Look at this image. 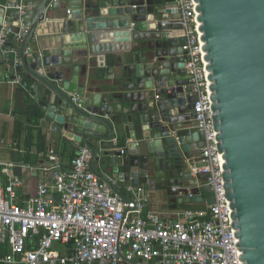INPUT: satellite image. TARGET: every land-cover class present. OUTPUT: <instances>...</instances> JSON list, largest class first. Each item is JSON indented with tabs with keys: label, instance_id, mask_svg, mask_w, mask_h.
<instances>
[{
	"label": "water",
	"instance_id": "1",
	"mask_svg": "<svg viewBox=\"0 0 264 264\" xmlns=\"http://www.w3.org/2000/svg\"><path fill=\"white\" fill-rule=\"evenodd\" d=\"M192 6L240 264H264V0ZM180 16L175 0H0V72L33 80L52 135L91 150L90 171L136 207L215 202L197 187L208 174L192 173L205 135L193 129L186 38L168 34Z\"/></svg>",
	"mask_w": 264,
	"mask_h": 264
},
{
	"label": "built area",
	"instance_id": "2",
	"mask_svg": "<svg viewBox=\"0 0 264 264\" xmlns=\"http://www.w3.org/2000/svg\"><path fill=\"white\" fill-rule=\"evenodd\" d=\"M175 2L182 25L175 37L186 38L183 50L189 60L185 68L190 93L195 96L193 127L205 135L199 164L192 167V173L208 174L197 187L210 185L215 202L205 208H182L175 220L157 212L143 216V201L138 207L124 201L90 171L91 150L81 148L65 167L61 155L49 149L51 176L40 179L36 191L25 199L18 195L23 181L14 173V163H1L0 244L8 251L0 256V264H132L129 260L150 263L155 258L160 264H240L192 0ZM8 33L0 32L1 48ZM13 83L32 96L23 78L17 76ZM187 195L193 197L192 189Z\"/></svg>",
	"mask_w": 264,
	"mask_h": 264
},
{
	"label": "crops",
	"instance_id": "3",
	"mask_svg": "<svg viewBox=\"0 0 264 264\" xmlns=\"http://www.w3.org/2000/svg\"><path fill=\"white\" fill-rule=\"evenodd\" d=\"M170 33L173 36L180 35L178 30H171ZM111 64L112 63L109 61L107 62L108 66ZM98 74H100L99 78L104 77L105 67H98ZM186 78H188V76ZM23 80L30 85V92L32 93V96H30V93H28L22 86L13 83V78H11L10 75L0 72V174L1 163H14L13 171L15 174L20 176L23 181V186L18 190L20 199H25L33 194L36 191L37 184L40 179L50 178L51 174L47 171V152H49V149H55V151L61 156L63 154V157L61 158L65 167H68L71 157L74 154H77L80 149L84 147L83 144H76L70 139H62L60 133L55 136L52 135L51 130L54 128V125L51 124L50 121L46 120L45 110L39 104L40 97H35L34 87L36 83L33 80H29L26 75L23 77ZM39 90H45V87L41 85ZM29 96L32 100H29ZM30 105H36L44 112V116L39 120L38 129L46 135V153L38 151L36 146H34L31 150L27 149L24 145V134H17V117L20 116L21 112L26 111ZM29 121L28 124L30 123ZM193 129L195 128L193 127ZM35 141H37V138ZM94 143L100 147V153L104 155L106 153V148L101 145V141L95 140ZM125 146V138H120L118 144L112 145L109 152L111 155H115V152H121V148H125ZM27 156H29V160H26ZM28 165L34 167L35 169L28 168ZM98 166L103 172L106 170L105 166ZM125 191H127V189H125ZM142 204L148 210L147 212L142 211L141 215L146 216L149 212H157L160 213L163 218L168 220L177 219V211L185 208V205L175 207L166 195L157 201H143ZM186 204H190L192 206H195L193 204H196L197 206L194 208H205V205L202 203L191 202ZM4 248L8 251L6 245L0 244V256L7 253H2L5 250ZM156 260L157 259L155 258L151 262H156ZM139 264L149 263L143 261Z\"/></svg>",
	"mask_w": 264,
	"mask_h": 264
},
{
	"label": "trees",
	"instance_id": "4",
	"mask_svg": "<svg viewBox=\"0 0 264 264\" xmlns=\"http://www.w3.org/2000/svg\"><path fill=\"white\" fill-rule=\"evenodd\" d=\"M29 82L32 83L31 81ZM28 98L29 100H32L30 96ZM43 116H44V112L42 110H40L36 105H30L26 109V111L21 112L20 116L17 117L16 127L18 129L17 134L19 133L24 134V145L27 149L31 150L34 146H36L38 151H42L46 153V135L43 134L40 129H38L39 120ZM28 121L30 122L29 124H28ZM36 138H37V141H35ZM75 155L76 154H74L71 157V159ZM61 157H63V154ZM26 160H29V156L26 157ZM193 205L195 206H192L190 204L189 205L185 204V208L197 209V208H194L197 205L196 204H193ZM6 252L7 251L5 249L2 253L5 254Z\"/></svg>",
	"mask_w": 264,
	"mask_h": 264
}]
</instances>
